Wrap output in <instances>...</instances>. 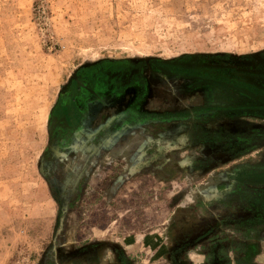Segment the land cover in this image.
Here are the masks:
<instances>
[{
  "label": "rangeland",
  "instance_id": "rangeland-1",
  "mask_svg": "<svg viewBox=\"0 0 264 264\" xmlns=\"http://www.w3.org/2000/svg\"><path fill=\"white\" fill-rule=\"evenodd\" d=\"M0 264H264V0H0Z\"/></svg>",
  "mask_w": 264,
  "mask_h": 264
},
{
  "label": "flooded vegetation",
  "instance_id": "flooded-vegetation-1",
  "mask_svg": "<svg viewBox=\"0 0 264 264\" xmlns=\"http://www.w3.org/2000/svg\"><path fill=\"white\" fill-rule=\"evenodd\" d=\"M109 67H111V66H109ZM115 69V68H114ZM110 70V69H109ZM65 109V111H66V118H67V120H69V119H71V113L69 112V109L68 108H64Z\"/></svg>",
  "mask_w": 264,
  "mask_h": 264
},
{
  "label": "trees",
  "instance_id": "trees-1",
  "mask_svg": "<svg viewBox=\"0 0 264 264\" xmlns=\"http://www.w3.org/2000/svg\"><path fill=\"white\" fill-rule=\"evenodd\" d=\"M232 71H231V74H235V73H232V72H234V70L233 69H231ZM228 71V70H227ZM236 72V71H235ZM231 76V75H230ZM229 75H228V73L225 71V69H224V77H227V78H229L230 77Z\"/></svg>",
  "mask_w": 264,
  "mask_h": 264
}]
</instances>
